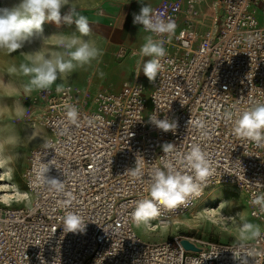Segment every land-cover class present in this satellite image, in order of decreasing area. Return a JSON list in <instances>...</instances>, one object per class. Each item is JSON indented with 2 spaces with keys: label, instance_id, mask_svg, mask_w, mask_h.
I'll return each instance as SVG.
<instances>
[{
  "label": "built area",
  "instance_id": "obj_1",
  "mask_svg": "<svg viewBox=\"0 0 264 264\" xmlns=\"http://www.w3.org/2000/svg\"><path fill=\"white\" fill-rule=\"evenodd\" d=\"M153 9L174 19L177 29L165 45L164 69L149 87L135 68L131 80L91 100L71 85L61 94L55 87L37 91L49 132L45 140L56 150H43L40 143L29 153L23 175L33 197L30 206L0 204V264H264V236L243 248L179 235L150 240L137 234L131 216L136 203L148 197L157 166L193 175L182 160L198 144L215 169L207 186L151 221L168 223L193 208L210 186L228 183L244 195L264 231V213L251 203L264 194V146L236 136L234 121L226 118L264 103V0H161ZM133 51L138 50L122 44L117 54L128 57ZM65 101L78 107L79 126L65 118ZM153 112L174 120L175 131L151 123ZM166 143L174 150L164 154ZM137 158L142 178L127 173ZM49 162L46 175L65 182L75 197L70 205L36 179ZM65 211L85 218L84 233L64 232Z\"/></svg>",
  "mask_w": 264,
  "mask_h": 264
},
{
  "label": "clouds",
  "instance_id": "obj_2",
  "mask_svg": "<svg viewBox=\"0 0 264 264\" xmlns=\"http://www.w3.org/2000/svg\"><path fill=\"white\" fill-rule=\"evenodd\" d=\"M49 22L54 23L57 28L61 25H75V31L69 35H62L55 41L57 50H34L29 54L27 62L19 65V69L12 66L8 71L10 73L19 71L28 78L26 91H50L55 85L57 94L70 92L71 89L65 87L64 81L77 69L90 67L93 62L97 65L101 63L104 54L103 49L90 38L92 29L88 18L80 14L70 4V0H17L11 6L0 8V52L12 54L26 45H31L37 39L48 40L51 35H44V24ZM133 24L141 25L144 31L149 33L139 50L132 52L133 57H138L135 74L138 77L142 72L150 82H155L164 69L162 61L167 55L165 45L172 42L177 24L174 19L166 17L163 12L147 4H142L139 13L134 14ZM99 74L101 77L104 76L102 71ZM58 80L61 82L57 83ZM62 111L71 125L79 126L80 113L76 105L65 101ZM148 118L165 132L176 129L174 120L167 117L160 119L157 112H153ZM226 118L234 121L233 132L236 136L257 146H264V103L249 106L235 114L229 112ZM198 125L200 128L204 127L203 122H198ZM12 142L13 137L5 140V143ZM42 149L55 151L56 144L50 139L45 140L42 142ZM173 150L174 144L163 145L164 154ZM182 162L193 175L174 170L171 165L157 166L154 169L150 177L148 197L138 201L131 214L133 222L138 227L149 225L151 220L160 215L161 209H175L185 205L189 198L202 194V185L207 186L204 182L215 171L207 152L200 145L194 144L184 155ZM43 164L45 166L36 173L37 181L48 190L63 194L66 206L70 205L75 199L73 193L66 190L64 181L46 175L50 164L53 165L51 162ZM127 173L133 178L143 177V165L138 158L136 166L127 170ZM251 203L258 207L260 213H264V194L254 195ZM86 222L82 215L72 211H65L61 217L65 233H84ZM236 227L238 231L235 239L242 248L264 236L261 225L243 218Z\"/></svg>",
  "mask_w": 264,
  "mask_h": 264
},
{
  "label": "rangeland",
  "instance_id": "obj_3",
  "mask_svg": "<svg viewBox=\"0 0 264 264\" xmlns=\"http://www.w3.org/2000/svg\"><path fill=\"white\" fill-rule=\"evenodd\" d=\"M16 2L17 0H0V8ZM70 4L88 18L92 29L90 38L104 51L101 63L97 65L93 62L90 67L77 69L64 81L65 85H71L86 93L91 100L99 92L116 88L128 81L133 60L118 56L117 51L122 44L127 47L137 44L143 34L139 25L123 34L122 15L114 10L120 9L124 12L130 4L119 5L110 0H70ZM74 31L75 25H61L57 28L54 23H45L44 35H51L48 40L37 39L12 54L0 52V186L3 189L2 194H11L10 199L0 198L2 205L28 207L32 204L33 197L23 174L28 167L30 151L49 136L41 122L43 106L37 97V91H26L28 78L19 71L10 73L8 70L12 66L19 69V65L26 63L29 54L34 50H57L55 41ZM101 71L104 73L103 77L99 74ZM141 77L149 87L151 82L143 73ZM8 137H13L14 142L5 143ZM216 195L217 198H214ZM220 200L223 204L218 209V204L215 205L214 202ZM205 208H215V211L208 212ZM220 214L223 217L221 221ZM242 218L258 224L249 213L244 195L234 185L221 183L210 186L193 208L182 216L173 218L166 225L159 224L151 232L145 225L136 226L135 230L140 237L150 240L179 235L237 243L236 225Z\"/></svg>",
  "mask_w": 264,
  "mask_h": 264
},
{
  "label": "crops",
  "instance_id": "obj_4",
  "mask_svg": "<svg viewBox=\"0 0 264 264\" xmlns=\"http://www.w3.org/2000/svg\"><path fill=\"white\" fill-rule=\"evenodd\" d=\"M110 1L112 3H119V5L130 4V7L128 8V10H125L124 12H122V10H120V9H115L114 10V11H116L117 14H119V15L121 14L122 15V25H121L122 27H121V29H122L123 34H124L126 32L128 33L135 26L138 25V24H136V25L133 24V17H134V14H138L139 13L142 4L150 5L153 8L161 0H110ZM208 1H213V0H208ZM139 26L141 27V32L143 34L142 38L137 44H135L133 46H130V48L136 49V50H139L141 45L144 43L145 36L148 35V33H146L144 31L142 26L141 25H139ZM128 58L133 60V63H132L131 69H130V76L127 79V80H131L133 78V72H134V70L136 68V62H137L138 57L128 56ZM141 76H142V72H141ZM256 221H257V223L259 225H261V223L258 220H256Z\"/></svg>",
  "mask_w": 264,
  "mask_h": 264
},
{
  "label": "bare ground",
  "instance_id": "obj_5",
  "mask_svg": "<svg viewBox=\"0 0 264 264\" xmlns=\"http://www.w3.org/2000/svg\"><path fill=\"white\" fill-rule=\"evenodd\" d=\"M1 187H2V186H0V198L10 199V198H11V194H2L3 189H2ZM214 198H217V195H216V197H214ZM222 199H223V198H222ZM198 200H199V199H198ZM198 200H197V201H198ZM209 200H210V199H209ZM197 201H196V203H197ZM201 202H202V201H201ZM222 202H223V201L220 200V201H218V202H214V203H215V205L218 204V209H219V207H221L222 204H223ZM196 203H195V204H196ZM194 206H195V205H194ZM194 206H193V207H194ZM202 206H203V205H202ZM205 209H207V208H205ZM205 209H204V210H205ZM207 210H208V212H209V210H210L211 212H214V211H215V208H211V209H207ZM208 212H207V213H208ZM207 213H206V214H207ZM208 216H209V215H208ZM214 216H216V215H214ZM212 217H213V216H212ZM219 219H220V221L223 220V217H222L221 214H220V218H219ZM160 225L164 226V225H166V223H161ZM154 226H157V227H158L159 224H158V223H155V222H150V224L147 225L146 228L148 229L149 227H154Z\"/></svg>",
  "mask_w": 264,
  "mask_h": 264
},
{
  "label": "water",
  "instance_id": "obj_6",
  "mask_svg": "<svg viewBox=\"0 0 264 264\" xmlns=\"http://www.w3.org/2000/svg\"><path fill=\"white\" fill-rule=\"evenodd\" d=\"M183 244L185 245V247H187V248H189V247H192V248H194V246L193 245H191L189 242H187V241H183Z\"/></svg>",
  "mask_w": 264,
  "mask_h": 264
}]
</instances>
